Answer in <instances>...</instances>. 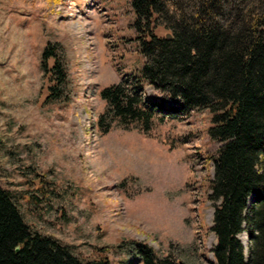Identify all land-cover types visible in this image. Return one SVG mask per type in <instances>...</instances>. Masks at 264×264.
<instances>
[{"label":"rangeland","instance_id":"1","mask_svg":"<svg viewBox=\"0 0 264 264\" xmlns=\"http://www.w3.org/2000/svg\"><path fill=\"white\" fill-rule=\"evenodd\" d=\"M132 2L0 0V186L33 232L82 260L142 264L127 252L136 242L177 264H213L211 112L157 119L148 134L119 120L104 135L97 127L102 90L144 68ZM50 43L68 75L60 101L41 72ZM143 86L146 100L164 99Z\"/></svg>","mask_w":264,"mask_h":264},{"label":"trees","instance_id":"2","mask_svg":"<svg viewBox=\"0 0 264 264\" xmlns=\"http://www.w3.org/2000/svg\"><path fill=\"white\" fill-rule=\"evenodd\" d=\"M132 7L144 68L140 77L102 90L108 108L97 121L100 133L119 120L148 134L157 119L209 110V140L218 144L206 153L214 170L213 264H264V0H133ZM159 28L167 35L158 36ZM58 51L50 43L42 55L41 72L53 83L50 101L62 100L68 83ZM144 84L164 99L146 100ZM127 252L142 264H177L142 243L131 242ZM0 264L110 261L82 260L54 237L33 232L14 195L0 186Z\"/></svg>","mask_w":264,"mask_h":264},{"label":"water","instance_id":"3","mask_svg":"<svg viewBox=\"0 0 264 264\" xmlns=\"http://www.w3.org/2000/svg\"><path fill=\"white\" fill-rule=\"evenodd\" d=\"M168 37H170V36L168 35ZM180 264H183V263H180Z\"/></svg>","mask_w":264,"mask_h":264}]
</instances>
